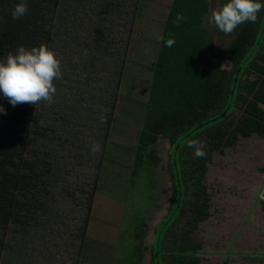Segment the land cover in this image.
<instances>
[{
	"label": "rangeland",
	"instance_id": "374dc122",
	"mask_svg": "<svg viewBox=\"0 0 264 264\" xmlns=\"http://www.w3.org/2000/svg\"><path fill=\"white\" fill-rule=\"evenodd\" d=\"M166 1L148 0L157 7L147 12L149 20L142 15L120 33L119 18L111 34L104 31L95 41L75 17L54 12L49 49L62 71V79L54 81L55 96L78 109L68 116L73 127L62 150L66 169L52 187L49 210L32 208L24 215L30 237H15L10 248L6 245L0 264H128L122 256L137 222L140 254L135 264H152L155 231L169 214L175 192L169 169L172 144L159 133L160 126L143 120ZM208 1L211 11L218 8L215 0ZM210 29L212 60L228 70L227 38L216 37L214 25ZM98 57L104 59L100 66L94 63ZM120 60L123 74L115 66ZM97 88L104 91L98 98ZM260 107L264 111V104ZM102 109L111 114L103 125ZM93 142L101 144L98 154L91 152ZM211 160L201 179L209 216L190 236L200 264H264V139L239 137ZM80 233L89 244L78 251Z\"/></svg>",
	"mask_w": 264,
	"mask_h": 264
},
{
	"label": "trees",
	"instance_id": "16d2710c",
	"mask_svg": "<svg viewBox=\"0 0 264 264\" xmlns=\"http://www.w3.org/2000/svg\"><path fill=\"white\" fill-rule=\"evenodd\" d=\"M19 2L0 0V61L6 62L7 55L15 54L20 46L51 48L54 12L75 17L90 28L95 41L104 31L111 34L117 19L120 33H124L125 25L143 20L142 15L149 20L147 12L153 14L157 9L148 0H26L29 11L14 20L11 9ZM215 2L219 7L225 0ZM166 4L161 10L160 41L150 63L152 74L143 120L160 126L159 133L172 144L169 169L175 192L169 214L155 231L152 264H200L190 236L209 216L201 179L212 163V155L233 147L239 137L257 135L264 139V111L260 107L264 104V9L255 23L242 24L230 35L217 28L216 37L227 38L225 52L230 68L225 70L212 60L211 24L206 23L212 12L209 1L167 0ZM177 13L185 17L178 25L173 23ZM170 34L175 44L167 47ZM103 60L98 57L94 63L100 66ZM118 63L115 66L123 74V61ZM96 92L94 97L98 98L104 91L97 88ZM63 99L54 96L52 103L13 107L0 94V105L6 113H0V259L15 237H30V231L24 232V215L32 208L49 210L54 198L52 187L66 169L62 150L66 135L71 133L69 127H73L68 116L78 109L64 105ZM106 114L111 115L110 111ZM193 139L206 145L204 157H195V149L187 145ZM186 213L188 219L178 228L177 222L181 223ZM140 224L135 225L136 235L127 236L128 252L122 258L128 264H135L140 254ZM167 234L170 237L165 240ZM83 236L79 234L78 251L89 244Z\"/></svg>",
	"mask_w": 264,
	"mask_h": 264
},
{
	"label": "clouds",
	"instance_id": "9594fccd",
	"mask_svg": "<svg viewBox=\"0 0 264 264\" xmlns=\"http://www.w3.org/2000/svg\"><path fill=\"white\" fill-rule=\"evenodd\" d=\"M264 9L260 0H225L218 8L214 9L208 21L221 32L230 35L242 24L255 23L258 14ZM29 11L26 0H20L12 9L11 16L14 20L21 19ZM185 17L177 13L174 24H179ZM167 47L175 44L174 37L167 39ZM62 79L61 61L56 54L45 45L26 49L20 46L15 54L9 53L5 61H0V94L7 99L13 107L18 104L28 103L37 105L41 102L52 103L56 94L54 81ZM107 109H102L99 117L100 124L107 122ZM0 113L5 109L0 105ZM6 114V113H5ZM189 147L195 149L194 156L202 158L206 155V145L189 140ZM102 147L98 142H93L91 152L98 154Z\"/></svg>",
	"mask_w": 264,
	"mask_h": 264
},
{
	"label": "water",
	"instance_id": "95a60500",
	"mask_svg": "<svg viewBox=\"0 0 264 264\" xmlns=\"http://www.w3.org/2000/svg\"><path fill=\"white\" fill-rule=\"evenodd\" d=\"M225 113L221 114V117H224ZM211 121H215V119L211 120ZM207 123V122H206ZM202 125H199L198 127H201Z\"/></svg>",
	"mask_w": 264,
	"mask_h": 264
}]
</instances>
